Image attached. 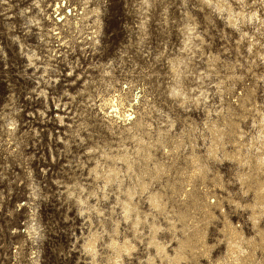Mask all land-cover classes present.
Segmentation results:
<instances>
[{"label":"rangeland","instance_id":"374dc122","mask_svg":"<svg viewBox=\"0 0 264 264\" xmlns=\"http://www.w3.org/2000/svg\"><path fill=\"white\" fill-rule=\"evenodd\" d=\"M229 1L234 4V15L239 17L240 9L247 7L249 14H255L254 18L233 25L228 19L229 12L220 11L215 1L208 0H71L76 25L81 30L77 33L75 28L74 48L63 47L64 55L55 61V0H0V264H93L92 255L83 243L95 230L103 237L98 262L109 264L106 254L114 253L109 247L110 238L116 235L117 220H124L117 200L120 185L114 182L109 186V197L105 199L100 187L104 181L95 179L91 167L98 160L104 161V150L116 152L122 143H128L129 147L137 144L130 138L133 135L130 131L123 132L118 126L108 128L97 106L103 94L119 91L141 109L145 123L150 121L155 125L137 127L133 131L136 136L141 134L148 141L151 138L156 141L163 126L175 135L184 133L185 151H189L190 138L195 140L196 150L207 164L210 190L225 200L232 222L243 230L247 239L261 241L248 205L255 201V192L241 183L238 174L248 172V168L228 161L222 153L223 160L208 155L210 132L206 123L222 121L218 112L223 106L239 108L236 98L244 88V82L237 76L228 78L225 74L242 72L249 84L255 79L253 68L264 79V0ZM84 5L90 13L96 7L101 9L102 25L96 44L92 37L96 38V18L91 13L82 19ZM72 20H64L70 28L68 34L74 29ZM248 35L258 41L262 54L250 48ZM214 55L220 58L212 63ZM172 64H176L177 71L172 69ZM232 66L236 69H230ZM258 97L264 104L263 80L258 86ZM197 99L200 102L196 105ZM244 125L248 137L255 134L260 140L263 136L253 119ZM202 132L208 135L205 140ZM226 141L228 149L233 150L229 139ZM154 152L171 163L162 146ZM182 163L185 164H176H180L179 170ZM217 170L228 189L217 185ZM172 172L174 176H164L155 188L167 185V177L170 181L178 180L174 167ZM200 180H197L199 195L189 198V205L199 207L206 198ZM126 182H130L129 178ZM97 192L101 198H97ZM168 192L175 209L179 211L181 207L185 212L184 198L172 195L170 186ZM86 195L92 206L93 223L88 219L87 203L77 199ZM228 197L239 203L228 201ZM94 206L102 207L103 213L99 214ZM142 206L157 222L169 227L166 213L151 208L147 201ZM192 212L196 218L200 217L199 211ZM171 213L178 217L177 212ZM216 213L218 217L211 220L208 228V241L215 244L211 249L213 257H221L228 264L230 234L221 232L225 220L218 209ZM177 220L180 228L177 234L185 237L181 234L185 220L179 217ZM122 222V231L131 233V219ZM260 225L264 227V217ZM30 226L38 227V232ZM31 230L34 239L30 237ZM142 230V242L131 233L139 242V249L134 251V256L125 257V264H152L148 261L152 252L162 264L156 248L147 244L150 228L144 224ZM171 233L166 231L161 236L164 241H170L169 248L174 250L178 244L172 241ZM246 242L242 241L241 249L249 251L252 246ZM32 251L39 255L40 263L31 259ZM256 251L254 264H260L264 262V253L259 247ZM200 259L202 264H212L207 258ZM184 263L196 264L194 255L189 252Z\"/></svg>","mask_w":264,"mask_h":264},{"label":"bare ground","instance_id":"6f19581e","mask_svg":"<svg viewBox=\"0 0 264 264\" xmlns=\"http://www.w3.org/2000/svg\"><path fill=\"white\" fill-rule=\"evenodd\" d=\"M208 1H215L220 11L226 9L229 12L228 19L233 25H238V23L240 22V20L242 21V19L244 21L248 18H254L255 16V14L248 13L247 7H242L240 9L239 17L237 15H234V4L229 0ZM70 9L65 12V18H62V16H60V18L64 20L68 18H71L72 20L74 18V20L71 21L74 29H72V33L68 35H64V32L62 30L56 31V40L61 41L65 37L66 39H68V36L70 35V39H72L74 36H76L75 28L77 30V33L79 32V30H81V27L76 25V13L74 12L75 9H73L74 15L70 12ZM100 10L101 9L99 7H96L91 11V13L94 14L96 18V27L94 34L96 38L92 36L93 42L95 44L99 42V32L102 25ZM83 11L84 12L82 19H87L91 13L85 8V5L83 6ZM258 17L260 18V15H258ZM245 33L246 32H244V34ZM250 36L251 35H248V39L251 43L250 48L253 47L255 50H257L258 53L262 54L261 50L258 47V41H255V39L253 37L251 38ZM199 37L205 41L204 37ZM238 45L240 46V44ZM218 58H220L218 55H214V59L212 60L211 58V62H216ZM211 66L215 67L214 64H212ZM235 67L236 66H232L230 67V69L233 70ZM172 69H176V64H172ZM253 71L255 74V79H253L249 84L244 80V73L242 72H227V74H225L228 78H234L237 76L238 79H241L244 82L243 91H241V94L236 98V102L239 108H232L231 105H227V107L223 106L220 112H218V114H220L222 117V121H220L219 123H206V127L210 132L208 155L211 158L216 160H223L222 155H224L225 159H227L228 161L230 160L235 162L236 164H240L242 167H244V169L248 168V172H246L247 170L242 172L239 171L238 174L241 183L243 185H246L248 189L253 188L255 192V201L248 203V205L250 208L249 210L251 211L250 219L257 227V231L261 236V241L256 240V238L252 241L251 239H247V237L244 235L245 233L243 232V230L232 222L227 211V203H225V200L221 199L217 192L210 190V187L207 183L209 175L207 174V164L206 162L204 163L205 159H203L202 155L197 152V144L193 138H190L189 141V151H185V147L187 145L186 139L183 136L184 133L175 135L171 132V129L169 127L165 128L162 126L159 128V132L162 133V135L161 137L159 136L156 141L152 138L150 139L152 141H148L147 139L142 137L141 134L139 136H136L133 131L137 129V127L154 128V123L150 121H146L147 123H145V119H143L144 115L141 109H139L137 105L128 102V98L124 93L119 91L112 95L103 94V97L102 95L100 96L102 98H100V103L97 106L100 110L103 122L105 120L108 128L118 126L122 129L123 132L124 130L130 131L133 134L130 138L134 139L137 144H134V147H129L127 145L128 143H122V147H118L116 152L112 151L111 149L110 151L104 150L102 152V154L104 155V161L98 160L97 163L93 167H91V171L94 173L95 179L101 178L104 181V185H101L100 187L102 190H104L103 193L105 199L109 197L110 192H107L109 186L111 187L114 182H116L117 185H120V187L118 186L119 188L117 190V200L120 201L119 203L124 213V220L128 221L129 219H131L132 221L133 237L142 242L144 240V233L142 232V229L144 224H147L150 228V235L147 240V244L156 248L157 255L163 261V263L185 264L184 261L188 260L190 252L192 253V255H194L196 264H202L200 258H207L212 264H224L225 261L223 260V258L220 257L215 259L213 257L211 249L215 247V244H209L210 242L208 241V228L211 224V220L218 217L216 213L217 209L223 214V218L225 220L221 232L230 234V238L227 241V256L229 257V260H231V262L228 264H254L255 260H253V258H255V253H257L258 251L256 249L257 251L255 252L256 247H259L264 253V227H261L260 225L261 219L264 217V178H262V174V177L260 176V172L263 170L264 166V139H262V137H264V104L259 100L258 97V86H260V81H264V79L252 68V72ZM199 102L200 100L197 99V101L195 102L196 105ZM238 109H241L242 111ZM250 118L253 119L256 127H258L260 132L263 134L260 140L257 139V136L255 134H252L251 138L246 135V128L244 123L247 122ZM172 125L173 124L171 123L169 126ZM150 131L153 132V130ZM206 134L207 133L202 132L201 136L203 140H205L206 136H208ZM229 134L233 136L229 137ZM227 139H229V141L234 146L233 150L228 149V141H226ZM159 145L163 147V154H165L168 161L171 160L172 164H169L166 161L165 157V159L162 157V160V158L160 159L158 156H156L157 153L155 154L154 151L159 148ZM254 151H257V154H255ZM180 162H185V164L182 163V165L180 166L181 170L177 168L180 164L178 166L176 165ZM173 167L177 170V175L175 177H178V180L170 181L168 177L174 176L175 174L174 172H172ZM256 173L258 175H256ZM217 175L218 176L215 180L217 185H219L221 188L225 187L226 189H228V186L226 185L224 179L221 177L220 170H217ZM164 176H168V184H163V188L160 189L155 188V184L157 183V181H159L161 178H164ZM127 178H129L130 182H126ZM198 179L202 180V185H204L205 188L204 191L206 190V200H201V204L199 207L196 205L194 206V204L192 203H190L192 205H189V203L187 202L189 198H195L199 195H197V191H199L197 190L199 188L197 187ZM81 186L85 187L83 185ZM169 186L172 189V195L177 194L184 198L183 201L187 205V210L185 212L180 209L181 207L178 208L179 211H177L175 209L176 205H172L173 203H170V193L168 192ZM92 192H96V189H93ZM145 194H148L146 198L143 197V195ZM97 196V198H101L100 193H98ZM88 197V195L84 197L78 196L77 199L82 203L84 202L83 204L87 203V209L89 211L88 219L91 223H93L91 215L92 206L89 205L90 200ZM197 199L199 200V198ZM227 199L230 202L239 203L232 197H228ZM145 201L150 204L151 208L157 209L158 211L163 212V214L166 213L165 219L166 222H168L169 227L164 226L162 222H157L154 215L150 213L148 209H143L142 203ZM196 203L198 204V202ZM94 208L99 214L103 213L102 207L94 206ZM170 208H172V213L169 210ZM192 210L199 211L198 215L200 217L196 218L197 215L194 214ZM173 212L178 213V217L180 220H185L184 224L182 223L183 232H181V234L184 233L185 237H181L182 235L179 236L177 234V231H179L180 228L178 229V217L175 218V216L170 215V213L173 214ZM149 218L153 219L150 220ZM122 221L121 219L117 220L115 228L116 235L110 238L111 240L109 241V247L114 250L113 254H111L110 252L109 254H106L109 264H125V257L127 255L134 256V251L139 249V242H136L135 239L130 236L132 232L128 234V232L122 231ZM189 221H191V223ZM30 227L34 230L35 233L38 232V227ZM166 231L172 232L171 234L174 236V239L172 241L178 244L174 246V250H171L169 248L170 241H164L161 236V234ZM30 234V237L34 239L35 234L32 230L30 231ZM102 239L103 237L100 235V232L98 230H95L91 231V234L88 235V238L84 240L83 246L88 253H91L93 264H100L97 257L101 255L99 244L101 243ZM243 240L248 241L246 243L251 245L252 249L249 248V251H246L244 249L242 250L241 246L243 247ZM111 249L109 250L111 251ZM245 249L247 248L245 247ZM152 253H150L148 261L152 264H160L159 260H157L156 255ZM38 256L39 255L36 252L32 251L31 259L35 261V263H40V259ZM190 261H193V259H191ZM259 261L260 260H258L257 262ZM260 264H264V262L262 261Z\"/></svg>","mask_w":264,"mask_h":264},{"label":"built area","instance_id":"2783aa9c","mask_svg":"<svg viewBox=\"0 0 264 264\" xmlns=\"http://www.w3.org/2000/svg\"><path fill=\"white\" fill-rule=\"evenodd\" d=\"M70 1L71 0H55V5H54L55 32H54V35L56 31H59V30H62L64 32V35L69 33L68 32V30H70L69 26L68 27L66 26L67 25L66 22L64 21V19H61L60 16H62V18H65V12L68 11L70 8H72V6H70ZM73 8H75V6ZM59 22H62L61 24L64 26L62 27V25ZM73 39H66V37L63 38V40L61 41L55 39V45L53 47V50H55V61H58V59L64 55L66 50H68L69 48L70 49L74 48V44L72 42H75V40L73 41ZM63 47L66 50L63 51ZM11 127H13V125H11Z\"/></svg>","mask_w":264,"mask_h":264}]
</instances>
